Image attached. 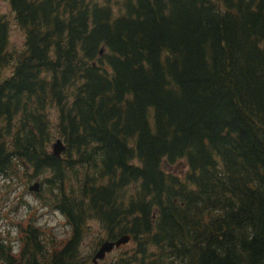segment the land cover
Listing matches in <instances>:
<instances>
[{
    "label": "trees",
    "instance_id": "trees-1",
    "mask_svg": "<svg viewBox=\"0 0 264 264\" xmlns=\"http://www.w3.org/2000/svg\"><path fill=\"white\" fill-rule=\"evenodd\" d=\"M2 1L25 41L0 16V176H43L70 236L26 223L0 264L124 235L97 264H264V0Z\"/></svg>",
    "mask_w": 264,
    "mask_h": 264
},
{
    "label": "rangeland",
    "instance_id": "rangeland-1",
    "mask_svg": "<svg viewBox=\"0 0 264 264\" xmlns=\"http://www.w3.org/2000/svg\"><path fill=\"white\" fill-rule=\"evenodd\" d=\"M0 16L9 22V52H19L23 49L25 35L14 24L13 15L6 1L0 0ZM10 72L7 70L4 75L7 76ZM46 114L51 121L56 119L54 110L48 109ZM56 139L58 137L54 135L49 146L50 151V147ZM32 175L31 170L24 171L22 168H16L9 172L8 177L0 176V239L4 244H8L12 252L19 249L18 233L20 228L29 222L38 228L50 231L54 236L49 234L57 245L65 243L70 236V229L64 218L49 206L51 198L42 185L43 176L33 178ZM35 183L39 184L38 193L29 192L28 188ZM89 226L91 232L89 231V236H85L83 239V253H88L95 241L98 240L97 237H100L97 223L91 222ZM127 249L129 248L123 246L121 252L127 251ZM112 253L106 257H111Z\"/></svg>",
    "mask_w": 264,
    "mask_h": 264
},
{
    "label": "water",
    "instance_id": "water-1",
    "mask_svg": "<svg viewBox=\"0 0 264 264\" xmlns=\"http://www.w3.org/2000/svg\"><path fill=\"white\" fill-rule=\"evenodd\" d=\"M102 54V50L100 51V55ZM52 154L55 157H60L61 153L65 150V146L61 142V140L57 139L55 143L51 146ZM39 184L35 183L33 186L29 187L30 192H38ZM130 241V238L126 235L119 237L117 240L109 241L106 240L100 244L95 254L93 255L92 262L93 264H97L100 261H103L105 257L110 254L114 249H118L121 246L126 245Z\"/></svg>",
    "mask_w": 264,
    "mask_h": 264
}]
</instances>
